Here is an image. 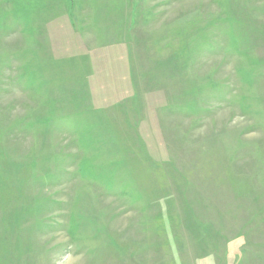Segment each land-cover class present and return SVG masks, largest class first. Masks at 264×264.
Listing matches in <instances>:
<instances>
[{"label": "rangeland", "instance_id": "1", "mask_svg": "<svg viewBox=\"0 0 264 264\" xmlns=\"http://www.w3.org/2000/svg\"><path fill=\"white\" fill-rule=\"evenodd\" d=\"M0 264H264V0H0Z\"/></svg>", "mask_w": 264, "mask_h": 264}]
</instances>
